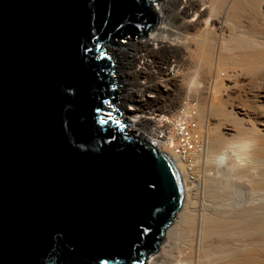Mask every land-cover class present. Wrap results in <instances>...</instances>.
Wrapping results in <instances>:
<instances>
[{
	"label": "water",
	"instance_id": "1",
	"mask_svg": "<svg viewBox=\"0 0 264 264\" xmlns=\"http://www.w3.org/2000/svg\"><path fill=\"white\" fill-rule=\"evenodd\" d=\"M152 1L0 0V264H145L159 251L183 183L123 126L105 48L146 35Z\"/></svg>",
	"mask_w": 264,
	"mask_h": 264
},
{
	"label": "bare ground",
	"instance_id": "2",
	"mask_svg": "<svg viewBox=\"0 0 264 264\" xmlns=\"http://www.w3.org/2000/svg\"><path fill=\"white\" fill-rule=\"evenodd\" d=\"M158 7V14L152 10L164 25L143 44L152 58L181 61L163 73L180 89L172 97L158 89L164 100L151 109L183 106L193 116L194 129L205 135L198 165L203 175L193 182L213 205L198 208L189 200L188 166L163 152L179 171L184 199L165 233L164 253H152L145 264H264V0H161ZM109 50L124 55L122 48ZM132 118L131 128L139 117Z\"/></svg>",
	"mask_w": 264,
	"mask_h": 264
},
{
	"label": "built area",
	"instance_id": "3",
	"mask_svg": "<svg viewBox=\"0 0 264 264\" xmlns=\"http://www.w3.org/2000/svg\"><path fill=\"white\" fill-rule=\"evenodd\" d=\"M112 59L116 67L113 77L117 81L118 92L113 107L124 122L123 126L129 136L149 143L160 152L175 156L185 163L191 172L196 170L199 167V155L205 143V135L194 129L193 116H190L183 106L173 110L158 111L154 106L151 109L152 97L148 94L149 91H145L151 87L150 81L163 82V73L164 69L167 70L169 58L160 64H157L155 58H126L123 61L119 58ZM160 69L163 71L159 72ZM133 75L137 76L135 83H132ZM153 77L161 81L153 80ZM161 89L167 92L169 88L163 86L160 91ZM109 104L110 101L107 106L111 109ZM132 114L139 117L135 121L138 125L133 128Z\"/></svg>",
	"mask_w": 264,
	"mask_h": 264
},
{
	"label": "rangeland",
	"instance_id": "4",
	"mask_svg": "<svg viewBox=\"0 0 264 264\" xmlns=\"http://www.w3.org/2000/svg\"><path fill=\"white\" fill-rule=\"evenodd\" d=\"M159 2H161V0H154V1H152L151 2V9H152V7L153 8H155V11H153V12H155V13H157L158 14V9H159V7H158V3ZM160 17L162 16V14L161 15H159ZM161 24H163L164 25V22H161V20L159 19V17H157V23L156 24H154V25H152V27L148 30V32H147V34L146 35H142V36H136V37H133V39H126L124 42H121V41H119L118 40V42H115V43H111V44H108V45H105V48H106V55H108V56H110L111 58H118V56L119 57H122L123 56V58H128V60H129V58H152L150 55H149V50H148V48L143 44V42H144V40H146V38H149L150 37V35H151V33L153 32L152 31V29H154V28H156V27H159ZM110 46H114L115 48H122V50H124L122 53L124 54V55H118V56H116L115 54H113L110 50H109V47ZM165 58V55L164 54H158L157 55V57L155 58L156 60H157V64L159 63H161V62H164L165 60H166V58ZM177 59V60H176ZM173 61V63H170V62H172ZM178 58H173V59H171V58H169V65H171V66H173V65H177V66H175L174 67V71H175V69H178L179 67V65H180V62L181 61H179L178 62ZM180 60H182L181 58H180ZM120 61H121V59H120ZM177 67V68H176ZM171 69H173L172 67H170ZM160 77H161V75H160ZM157 80L156 78H154L153 77V80ZM164 79H167L166 77L164 78ZM164 79H162V80H164ZM199 79V80H198ZM137 80V76H133V79H132V83H135V81ZM159 81H160V79H158ZM197 80L198 81H200V76H197ZM153 82V83H152ZM165 82H167V83H165ZM157 83V84H156ZM165 83V84H164ZM173 83V81L171 82V80L170 81H167V80H164L163 82H154V81H150V84H151V88H149V89H146L145 91H149V95L152 97L151 98V100L152 101H155V100H159V102H161L162 100H164V96L165 95H163V93H160L159 91H158V89H160V87L162 88V86H165V87H168V86H170V87H168L169 89H171L170 90V92H169V90H167V92H165V93H169V95L168 96H170V97H172V96H174L175 95V90L176 91H178V89H180V82L178 83V81L177 82H175V85H174V83ZM154 84H156V85H154ZM179 84V85H178ZM160 85V86H159ZM168 85V86H167ZM175 87H177V88H174V86ZM156 86V87H155ZM153 87V88H152ZM179 87V88H178ZM134 88H136V87H134ZM173 88H174V90H173ZM153 89V90H152ZM145 91L143 92V93H145ZM158 91V92H157ZM139 93H140V91H139ZM138 93V94H139ZM154 93V94H153ZM157 93V94H156ZM159 93H160V95H159ZM172 94V95H171ZM183 93H181V94H179L180 95V97H179V95H178V100H179V102L181 101V99H183L182 97L183 96H181ZM154 95V96H153ZM158 96L160 97V99L158 98ZM162 96V97H161ZM153 97H155V98H153ZM158 99H157V98ZM130 98V97H129ZM184 100V99H183ZM183 100H182V102H183ZM165 102V101H164ZM182 102H180V104L182 103ZM179 104V105H180ZM180 107V106H179ZM205 117V116H204ZM204 119V118H203ZM206 120H207V115H206V118L203 120V124H205V122H206ZM205 129V125H204V127H203V130ZM202 168V167H201ZM201 168H197L196 170H197V172H195L194 173V171H196V170H194V171H188V172H186V173H190L189 174V176H188V174H186L185 173V175H187L188 176V178H189V180H188V183H187V191H188V197H189V200L190 201H194V200H196V201H194V202H196L195 204H197L196 206L199 208V206H202V204H204L205 203V205H206V203H208L206 206L207 207H210L211 206V204H212V202H211V200H210V202L208 201L210 198L209 197H207V194L206 193H204V191H203V187L201 186L200 187V185H197V182H193L194 180H196V179H201V175H203V172H202V169ZM198 169H199V171H198ZM201 172V173H200ZM197 173H199L198 175L200 176V177H198V175H197ZM191 175V176H190ZM196 175V176H195ZM193 179V180H192ZM192 180V181H191ZM190 181V182H189ZM192 183H194L193 185H192ZM192 185V186H191ZM196 185V186H195ZM189 186V187H188ZM192 187H195V188H192ZM197 187V188H196ZM189 188H190V190H189ZM199 188H200V190H199ZM196 189V190H195ZM197 191V192H202V194L200 195V193H196L195 191ZM192 191V192H191ZM191 192V193H190ZM194 193H195V195H194ZM206 194V195H205ZM191 195V196H190ZM193 195V196H192ZM199 195H200V197H199ZM196 196V197H195ZM198 196V197H197ZM201 196H202V198H201ZM205 196V197H204ZM191 197V198H190ZM195 198V199H194ZM197 198H199V200L197 199ZM204 198H205V202H203L204 201ZM201 199V200H200ZM198 201V202H197ZM207 201V202H206ZM200 203V204H199ZM213 205V204H212ZM172 225V224H171ZM167 241H170V238L167 236V234H165V236H164V241H162L161 243H160V245H159V251L158 252H156V253H154L153 252V254H162V253H164V250H163V248H161V244H165V242H167ZM152 254V253H151ZM151 254H149L148 255V257H147V260H148V258H149V256H151ZM146 260V261H147ZM160 261H161V263H160ZM159 261V263L158 264H164L165 262H167V260L166 259H161ZM165 264H167V263H165Z\"/></svg>",
	"mask_w": 264,
	"mask_h": 264
},
{
	"label": "snow or ice",
	"instance_id": "5",
	"mask_svg": "<svg viewBox=\"0 0 264 264\" xmlns=\"http://www.w3.org/2000/svg\"><path fill=\"white\" fill-rule=\"evenodd\" d=\"M106 102H107V101H106ZM99 111H100V110L97 109V112H99ZM107 115L109 116V118H111V113H108ZM99 122H100V123H107L108 121L105 120V119H103V118H100V121H99ZM115 123H116L117 125H119V124H120V121H119V120H116Z\"/></svg>",
	"mask_w": 264,
	"mask_h": 264
},
{
	"label": "clouds",
	"instance_id": "6",
	"mask_svg": "<svg viewBox=\"0 0 264 264\" xmlns=\"http://www.w3.org/2000/svg\"><path fill=\"white\" fill-rule=\"evenodd\" d=\"M229 151L231 150V146L229 147V149H228ZM217 159H218V161L220 162V163H223L224 162V159H225V157L223 156V155H221V156H219V157H217Z\"/></svg>",
	"mask_w": 264,
	"mask_h": 264
}]
</instances>
